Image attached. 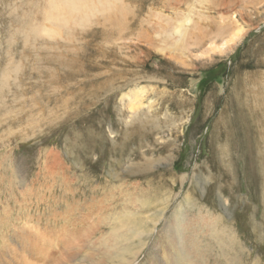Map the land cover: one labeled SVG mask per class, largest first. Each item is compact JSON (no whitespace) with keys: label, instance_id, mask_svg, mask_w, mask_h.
<instances>
[{"label":"rangeland","instance_id":"rangeland-1","mask_svg":"<svg viewBox=\"0 0 264 264\" xmlns=\"http://www.w3.org/2000/svg\"><path fill=\"white\" fill-rule=\"evenodd\" d=\"M65 1L0 0V257L264 264V0Z\"/></svg>","mask_w":264,"mask_h":264},{"label":"bare ground","instance_id":"bare-ground-1","mask_svg":"<svg viewBox=\"0 0 264 264\" xmlns=\"http://www.w3.org/2000/svg\"><path fill=\"white\" fill-rule=\"evenodd\" d=\"M74 0H66L65 1V5H67V7L70 9V10H73L75 8V4L73 2ZM57 5V4H56ZM66 7V6H65ZM76 9V8H75ZM23 244L27 245V241L26 240H23ZM130 249V248H128ZM3 257V256H2ZM0 257V264H16V262H7V260H5L4 258ZM36 263V262H35Z\"/></svg>","mask_w":264,"mask_h":264}]
</instances>
